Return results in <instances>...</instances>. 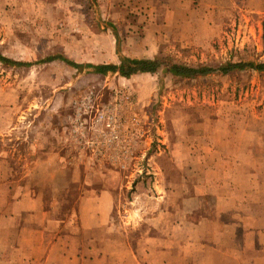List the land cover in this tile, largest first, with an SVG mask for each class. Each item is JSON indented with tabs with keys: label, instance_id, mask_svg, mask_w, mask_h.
<instances>
[{
	"label": "rangeland",
	"instance_id": "obj_1",
	"mask_svg": "<svg viewBox=\"0 0 264 264\" xmlns=\"http://www.w3.org/2000/svg\"><path fill=\"white\" fill-rule=\"evenodd\" d=\"M179 2L194 11L175 13ZM0 53L33 64L0 63V105H12L14 118L0 137V152L9 155L0 172L14 169V199L35 197L52 217L66 219L84 263L92 249L110 242L139 247L146 260L149 218L164 205L174 212L171 247L178 253L200 249L198 240L209 239H203L209 227L195 224L215 219L222 207L214 194L224 182H230L234 201L250 200L230 205L225 218L235 240L242 239V225L233 218L242 216L247 227L260 231L251 245L264 244V204H255L264 203V74L125 79L88 68L118 64L121 55L209 67L264 62V0H0ZM58 56L82 68L43 63ZM248 128L250 134L244 133ZM247 141L255 156H236L248 149ZM203 188L209 196H202ZM75 192V203L106 197L110 223L80 231L67 203ZM86 208L95 215L99 206ZM218 241L230 244V235ZM202 259L208 264L210 253ZM170 262L187 260L177 255ZM222 263L215 257V264Z\"/></svg>",
	"mask_w": 264,
	"mask_h": 264
},
{
	"label": "crops",
	"instance_id": "obj_2",
	"mask_svg": "<svg viewBox=\"0 0 264 264\" xmlns=\"http://www.w3.org/2000/svg\"><path fill=\"white\" fill-rule=\"evenodd\" d=\"M161 5L164 6L165 4ZM193 8L191 6L187 7V5L183 7L181 2H179L173 8V11L187 14L194 11ZM158 9L160 13L163 12L161 7H158ZM199 10L202 11V9ZM205 11L206 9L203 10V12ZM164 12L168 15L169 13H174L169 10ZM161 23L163 22H159V24ZM11 110L12 105H0V137L5 136L12 129V119L14 120V118L11 117ZM245 132L250 134V129L244 130ZM239 136L240 134L237 135V138ZM234 140L229 139L228 144ZM3 141L4 139L0 138V142ZM247 143L248 149L242 150V154H237L236 156L248 158L255 156L251 154L250 142L247 141ZM218 156L221 157L222 154ZM6 158H9V155L5 151L0 152V165L3 166L7 163ZM12 176H14L12 167L0 172V236L3 237V245L0 247V264H171V258H176L177 255L187 260L186 264H188V261L190 263L194 256L196 260L194 263L191 262V264H206L203 262L202 254L207 252L211 256L208 264H215V257L217 256L222 258V264H264V244L255 248L254 245H251L250 239L260 231L247 227L246 217H234L233 220L242 225V228L240 226V237L242 239L236 241L235 238L238 234L234 230H230V219H225L226 216L230 218V205L235 207L241 202L244 205L250 204V200L245 198V196H243L242 200L237 199L238 201H234L230 192V182L219 184L218 194H214L216 204L222 207L218 209L215 219L204 218L200 223L195 224L197 227L204 225L209 227L207 234L203 235V239L205 236H208L209 239L198 240L200 244L197 242L201 247L200 249L194 248L192 251L190 248H185L178 253L171 247V240L174 235H172L170 221L174 216V212L171 211L170 207L164 205L161 214L149 218L152 228L150 227L148 230L147 236L149 239L143 253L146 256V260L139 258V247L130 248L129 246H122L119 242H110L98 252L92 249L88 263H84L80 256V248L75 243L74 232L67 231L68 222H66V219H63V217H52V209L46 210L42 200L35 197L34 199L30 198L29 201L24 195L14 199L12 190L16 179H13ZM202 190L203 197L209 196L206 188ZM202 199L207 201V198ZM67 203L72 205L70 210L77 213L80 231L99 228L110 223L111 219L107 213L109 214L111 211V203L106 197L100 196L97 199L88 198L86 200H80L79 198L76 203L74 201H67ZM90 204L99 206L97 214H86V207ZM255 204L262 205L264 203L258 201ZM168 205L171 206V203L168 202ZM11 207L18 208V211H12ZM86 217L90 219L87 220ZM91 220L92 222L90 223ZM180 226L178 224V227ZM213 227L220 228L215 229ZM12 228L16 229L11 231ZM175 230L178 229L175 228ZM12 235L16 236L15 239L17 238V241L15 239L14 241L10 240ZM225 235H230V244L223 245L218 241V238L225 237ZM199 256L201 261L198 259Z\"/></svg>",
	"mask_w": 264,
	"mask_h": 264
},
{
	"label": "trees",
	"instance_id": "obj_3",
	"mask_svg": "<svg viewBox=\"0 0 264 264\" xmlns=\"http://www.w3.org/2000/svg\"><path fill=\"white\" fill-rule=\"evenodd\" d=\"M117 38V36H116ZM118 39V38H117ZM62 61L74 69L82 68V65L70 61L65 57H51L43 63ZM0 63L3 66L12 67H32L33 64L22 63L10 60L0 53ZM93 68V74L106 76L109 73L119 74L120 77L130 79L140 74L156 75L160 79L171 77L172 79L193 80L197 78L209 77L212 75H229L233 72H256L264 74V62L257 61H229L219 67L194 66L190 64H179L165 58H131L126 56L119 57L118 64L89 65ZM75 189V188H74ZM74 193V192H72ZM77 197V193L69 194L67 201L72 202ZM78 198V197H77ZM77 202V201H76Z\"/></svg>",
	"mask_w": 264,
	"mask_h": 264
}]
</instances>
